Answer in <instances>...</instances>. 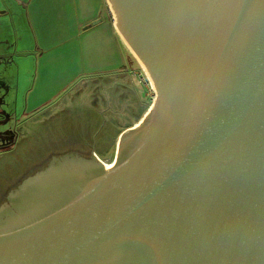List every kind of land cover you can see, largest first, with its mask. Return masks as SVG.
Listing matches in <instances>:
<instances>
[{"label":"water","instance_id":"obj_1","mask_svg":"<svg viewBox=\"0 0 264 264\" xmlns=\"http://www.w3.org/2000/svg\"><path fill=\"white\" fill-rule=\"evenodd\" d=\"M106 1L151 109L0 175V264H264V0Z\"/></svg>","mask_w":264,"mask_h":264},{"label":"crops","instance_id":"obj_2","mask_svg":"<svg viewBox=\"0 0 264 264\" xmlns=\"http://www.w3.org/2000/svg\"><path fill=\"white\" fill-rule=\"evenodd\" d=\"M126 53L104 0H0V81L14 68L31 69L25 114L60 106L87 78L125 77Z\"/></svg>","mask_w":264,"mask_h":264},{"label":"rangeland","instance_id":"obj_3","mask_svg":"<svg viewBox=\"0 0 264 264\" xmlns=\"http://www.w3.org/2000/svg\"><path fill=\"white\" fill-rule=\"evenodd\" d=\"M104 5L114 25V16L106 0ZM126 52L125 77L87 78L78 83L73 92L63 95L60 106L57 104L55 108L36 114H25L23 109V92L32 83L31 69L28 75H22L18 68L5 73L6 77L0 81L6 85L0 94V175L10 172L41 143L54 139L59 129L72 131L74 126L80 128L81 125L86 127V132L90 128L99 131L102 126V135L97 138L98 149L95 151L94 147L93 153L104 165L112 164L119 136L128 127L141 122L151 109L155 95L139 63L128 49ZM143 108L144 112L136 119ZM50 111L57 113L52 115Z\"/></svg>","mask_w":264,"mask_h":264},{"label":"bare ground","instance_id":"obj_4","mask_svg":"<svg viewBox=\"0 0 264 264\" xmlns=\"http://www.w3.org/2000/svg\"><path fill=\"white\" fill-rule=\"evenodd\" d=\"M140 66H141V64H139ZM141 68H142V66H141ZM142 70L144 71V69L142 68ZM145 72V71H144ZM145 75H146V73H145ZM146 77H147V75H146ZM147 79H148V77H147ZM148 83H149V85H150V87H152L151 86V83H150V81H149V79H148ZM111 164H106V166H110Z\"/></svg>","mask_w":264,"mask_h":264},{"label":"trees","instance_id":"obj_5","mask_svg":"<svg viewBox=\"0 0 264 264\" xmlns=\"http://www.w3.org/2000/svg\"><path fill=\"white\" fill-rule=\"evenodd\" d=\"M144 112V108H143V111H141V112H139L138 113V116H137V118L136 119H138L139 118V116H140V113L142 114Z\"/></svg>","mask_w":264,"mask_h":264},{"label":"flooded vegetation","instance_id":"obj_6","mask_svg":"<svg viewBox=\"0 0 264 264\" xmlns=\"http://www.w3.org/2000/svg\"><path fill=\"white\" fill-rule=\"evenodd\" d=\"M49 160H50V159H49ZM49 160H48V161H49ZM48 161H47V162H48ZM44 165H45V164H43V166H44ZM41 167H42V166H41ZM41 167H40V168H41ZM38 169H39V168H38ZM38 169H37V170H38ZM33 172H34V171H33Z\"/></svg>","mask_w":264,"mask_h":264}]
</instances>
